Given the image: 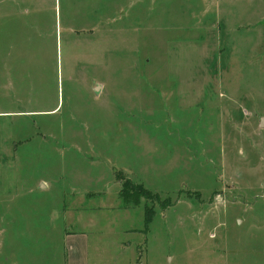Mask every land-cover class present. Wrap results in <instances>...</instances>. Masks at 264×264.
<instances>
[{
  "label": "rangeland",
  "instance_id": "rangeland-1",
  "mask_svg": "<svg viewBox=\"0 0 264 264\" xmlns=\"http://www.w3.org/2000/svg\"><path fill=\"white\" fill-rule=\"evenodd\" d=\"M219 1L0 0V259L57 251L63 197L111 196L113 163L174 204L145 261L264 264V35L219 33ZM177 73L220 87L178 104Z\"/></svg>",
  "mask_w": 264,
  "mask_h": 264
},
{
  "label": "crops",
  "instance_id": "crops-1",
  "mask_svg": "<svg viewBox=\"0 0 264 264\" xmlns=\"http://www.w3.org/2000/svg\"><path fill=\"white\" fill-rule=\"evenodd\" d=\"M218 5L226 7L225 14H221L216 19L214 18L218 28H220L219 33L233 34L246 28L251 31L258 30V35H264V0H220ZM237 8L241 11H236ZM6 27L9 29L8 24H6ZM174 59L176 64H182L179 62L180 60L183 61L182 57L179 59L175 57ZM175 70L179 72L181 69L177 68ZM176 78L178 84L176 82L174 97L177 98V101L180 100L178 104L183 102L188 104L195 101L197 97L192 96V94L195 95L196 89L201 88V86L209 90L213 85L214 87H220V81L216 80H203L197 83L184 82L182 79L185 77L181 73H177ZM91 89L98 98L103 97L106 93L105 84H94ZM211 96L210 91L204 93L207 100ZM33 113L37 115L43 112ZM0 114L3 116L9 115V113L4 112ZM19 134L22 138L23 133ZM149 153H152V151ZM156 153L157 156H160L162 151ZM112 166H114L111 169L114 176L109 186L114 193L111 196H107V190L101 188V186H96L98 185L96 183L99 182L92 179L91 186L94 187L93 189H71L69 191L70 197H63L62 210L58 214V221L65 228L59 236V249L57 251H50L49 254L46 252H11L0 259V264H154L153 260L145 261L146 258L142 251V247L146 242V234L141 228L146 222V205L140 204L135 208L124 206V201L121 198L122 185L118 180V175L123 173L128 176L127 179L143 186H145V182L140 177H134V174L132 175L128 171H122V166L116 165L115 167L113 163ZM48 185H50V182L46 178L37 180L30 185L28 193L43 194ZM145 188L147 187L145 186ZM180 199L176 200L177 203L180 202ZM183 199L186 198H182V201ZM161 212L165 213L166 211L162 210ZM23 215L22 213L19 218H24ZM26 228L29 229V226Z\"/></svg>",
  "mask_w": 264,
  "mask_h": 264
},
{
  "label": "trees",
  "instance_id": "trees-1",
  "mask_svg": "<svg viewBox=\"0 0 264 264\" xmlns=\"http://www.w3.org/2000/svg\"><path fill=\"white\" fill-rule=\"evenodd\" d=\"M118 180L120 181L122 188H121V198L124 201V206L126 207H137L140 206L141 201L144 200L145 202L152 205H146V213H145V221H146V228H148L153 223V218L156 214V205H159L161 210L167 211L168 208L172 207L174 204L172 203L171 198L162 199L159 193L154 191L148 190L139 183H134L130 179H124L118 175Z\"/></svg>",
  "mask_w": 264,
  "mask_h": 264
},
{
  "label": "water",
  "instance_id": "water-1",
  "mask_svg": "<svg viewBox=\"0 0 264 264\" xmlns=\"http://www.w3.org/2000/svg\"><path fill=\"white\" fill-rule=\"evenodd\" d=\"M263 122H264V121L261 122V126H264V125H263Z\"/></svg>",
  "mask_w": 264,
  "mask_h": 264
}]
</instances>
